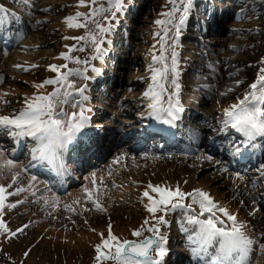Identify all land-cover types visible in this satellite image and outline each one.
<instances>
[{"label":"snow or ice","instance_id":"obj_1","mask_svg":"<svg viewBox=\"0 0 264 264\" xmlns=\"http://www.w3.org/2000/svg\"><path fill=\"white\" fill-rule=\"evenodd\" d=\"M98 0H91V5H85L84 0H80L78 6H91L92 11L87 16L83 17V23H80V15L76 17L66 18L65 23L69 28H87L88 24L94 25V28L88 29V34L85 37H72V39L84 42L88 41L95 49L96 55L93 59H98L103 55L101 45L105 42L104 37L111 32L110 21L114 20L116 14L124 10L125 0H107L109 7H95ZM172 5L170 11L161 13L165 17L163 20H157L155 23L162 26L161 37V55L153 56V61L160 64V67H150L151 85L144 93V96L149 100L148 108L154 119L161 124L172 126L177 119V114L182 112V107L179 103V92L181 85L179 83V62L177 41L182 33V29L189 13L191 12L194 0H168ZM105 13H111L110 17L105 16ZM103 20V22H101ZM172 33L171 42H169V33ZM171 48L170 63L169 57L165 52ZM84 51V44L69 49V51ZM62 58L66 61H72L77 64H87V61H82L78 57L63 55ZM61 68L68 69L65 64L61 67L50 65L49 70L57 73V78L47 80L44 84L37 87L47 85H56L57 88L48 96H36L31 100L25 99V107L17 114L10 117H0V129L8 132L9 135L17 137H30L38 144L35 152L40 153V158L47 155L50 159H58L57 150H63L68 145L84 132L88 126L90 117L85 115L86 111L83 107V102L87 101V96H84L86 87L75 89V93L69 91L74 88L70 82L71 76H83L78 69H68L67 72H62ZM95 71V69H93ZM83 78L87 79L86 76ZM170 84L174 92L168 93L166 85ZM251 91L239 103L233 105L231 109L225 110L224 115L227 119L225 125H230L231 129H235L245 138V142L251 141L259 136L264 137V68L258 73V79L251 86ZM79 95L81 100L70 99ZM165 98L167 107L164 106ZM77 108L71 114L66 113L63 108L59 112L56 111L57 105H68ZM239 149H237V153ZM35 158V157H34ZM211 159V157H209ZM13 166V161L8 159L0 168H7L9 171ZM264 175V173H262ZM17 177L13 176L12 180L15 183ZM35 179V178H34ZM152 192L156 193L159 199H154L146 191L144 196L150 201V206L147 211L153 215L157 224L166 223L164 216L156 217L157 211H175L177 207L186 208L187 211L194 210L190 205L186 206L183 201L186 196L192 197V202L198 204L200 212L198 215H190L188 223L196 226V236L189 237L190 242L195 240L199 244V251L193 249L196 255L207 253L209 247L218 245L216 257L212 264H240L247 256L253 246V240L250 239L242 230L244 225L237 223L236 216L228 213L227 209L219 207L212 198L203 191H194L192 193H184L179 187L175 190L169 188H161L159 186L149 185ZM21 189H17L18 194ZM6 188L0 185V213L5 209ZM91 200V195L89 194ZM95 203V201H92ZM9 208H15V204L7 205ZM97 210H101L100 205L96 204ZM221 213L224 218L217 215ZM207 215L206 219H200V216ZM226 222H231L226 224ZM148 222L145 221V224ZM27 227V226H25ZM0 230L8 232V226L0 219ZM23 231V229H19ZM147 231L154 233V237L147 238L140 242L123 241L120 242L116 236L112 235L111 227L107 239L103 240L102 246L96 248L98 253L96 259L100 261L113 260L115 264H163V258L167 254L165 244L167 240L160 235V229L157 226H149ZM15 235V232L12 233ZM103 236V234H101ZM133 235L140 237V231H134ZM103 249H108L109 252L114 248L112 255L106 254ZM156 253V258L150 254ZM27 255V253H25Z\"/></svg>","mask_w":264,"mask_h":264},{"label":"rangeland","instance_id":"obj_2","mask_svg":"<svg viewBox=\"0 0 264 264\" xmlns=\"http://www.w3.org/2000/svg\"><path fill=\"white\" fill-rule=\"evenodd\" d=\"M43 1L47 3L48 7H52V8L50 9L41 8L42 12L39 17L40 22H37L34 26L36 33H33V32L30 33V35L28 36L26 40V46L22 48L20 51V52H25V53H22V54H19V52H17L16 54L14 53L12 54L11 56L12 58L9 60V63H7L6 61H4L3 63H0V66H3L4 74L6 75V82L4 83V86H3L5 93H0L1 99H3V97L5 96L10 97L11 99L20 98L29 89L30 91L28 92V94L37 95V93L38 94L46 93V92L48 93L53 88L52 86H50V88L48 86H44V87H39V89H37L35 92L31 91V89L34 86H39V85L44 84V82L47 81L49 78L57 77V73L50 71L49 66L57 63V61H54L53 59L55 56H58L56 54H58V51H60L59 43L61 42V39H58L57 36L54 37L56 39H53V38L50 39L49 36L50 35L53 36L55 33L57 34V32L59 31H56V29L60 28V26L63 25L62 23L66 24L65 23L66 18L68 17V14L71 13V9H72V8L70 9L69 5L73 1H76V0H43ZM247 1L249 3V11L247 12V14L244 17L237 19L236 21H231L230 23L226 25L227 27L231 26L232 22H235L234 24H242V23L247 24L249 23V21L247 20L248 17H251L256 22L264 21V0H247ZM66 2H69V3H66ZM252 2L256 4V8L252 6ZM147 4H149L148 6H146L147 11L142 9L138 17V21H137L138 23L136 25L137 28L134 30L135 36H134V44H133L132 52L131 54L128 55L129 59H132V58L134 60L136 59V62L140 61V58L145 59L147 62V59H148L147 55L150 52L152 51L153 53L158 52L160 45L157 47L154 46V44L152 43L153 41L152 39L154 38L156 41L160 43L161 37L158 36L157 33H160L161 35L163 33H162V26L157 25L155 22L157 20L165 19V17L162 16L161 13L165 12L164 6L168 4V0H148ZM242 5L245 6L246 3L243 2ZM40 7H42V5H40ZM168 11H170V9ZM70 17L72 16L70 15ZM257 27L258 26H255L253 30H256ZM239 28L240 27H233L232 29H229L228 33H225L224 35V38H226L227 41L224 43L222 48L226 50L225 54L227 55L229 52L230 53L232 52L231 48H230L231 51L228 49L229 42H242V41L248 42V38L239 37V32L240 30H243V32H247L249 29H247L246 26H243L240 30ZM49 32H51L50 35L48 34ZM252 34H257V32H254ZM36 35H40V38H38ZM74 35L75 36L79 35V32L75 33ZM41 37H44L47 40V43L45 45H41L40 43L42 42L39 43V40H42ZM211 38H213V36ZM31 43H34L35 45ZM152 44L153 46L151 47ZM50 45L52 46V50L51 48H49ZM68 45L69 44L67 42V45L63 46V48L66 49V53H72V52H69ZM57 46L58 48H56ZM223 49H220L221 53L224 52ZM43 51H47V52L43 53ZM169 51H170V48L167 50V52ZM262 57L264 58V53ZM263 58H261V61ZM63 64L64 63L62 64L60 63L59 65L62 66ZM256 64H258V62ZM249 67L251 70V68H253V65L250 66L249 64ZM256 68H257V72L254 70H251L250 72L249 70L251 74L249 72L244 71L245 73L242 76L240 83L236 85L235 89H233L234 94H235L234 96L230 94H225L223 97H221L220 100H216V99H212L213 98L212 93L209 94L210 95L209 98L211 100L209 101L210 104L208 105V107L213 108L214 111H218V112L213 113L214 116L217 117L219 115L218 108L222 106V103H219V101L229 100L227 101L226 105H230L235 101L236 98L239 99L240 97L243 96V93L248 90V86H249L248 84L252 83L255 79L257 80L258 78V71L261 69V65L259 66L257 65ZM253 73H255V75H252ZM133 76H136V68L133 70L131 69L122 75V81L119 87V90H120L119 94H121V97L123 94H126V96L123 97V104H124L123 109L126 110L124 111L126 113H121L122 110H120V108L118 107L119 102L115 104L111 96L108 98L103 97V101L101 102L102 104L101 107L106 111V114H107L106 118H114L118 120V123L119 122L121 123L122 119L132 120L136 116L131 115V112L135 113V111L140 110L142 108L138 106L139 104H141V101H142V100H139V97H141L142 92L145 89L146 79L141 80L138 78L140 87L138 86L137 89H133L137 93V95L135 93L134 95V94H130V90H129L130 86H128L127 84V80H129ZM74 80H77V79H74ZM220 83H223L222 77H221ZM199 85H200V82L197 79L190 81V86L188 87L189 89L185 90V94H186L185 99L187 103H190V104L195 103L197 106L199 105V101L197 100L198 98L194 96L195 91H193V88H192L193 86H196L198 90H203V88L200 87ZM17 90L21 91V95H19L18 97H15L16 95L14 93ZM115 129L121 130L122 126H118V128H115ZM157 156H160V155H156L155 157ZM155 157H153L152 159L141 157L140 160L147 161L146 164L149 165L150 167V165L154 163ZM106 163L100 166L94 165L93 169L87 170L85 174L82 175L81 177L80 181H82V183H80L79 181V184H78V186H80L79 189L82 187L80 184L85 183L84 177L92 170L103 171L105 178L106 179L110 178L108 179L110 180V183H116L115 179H117V177L121 178V175L109 172L107 167H105ZM108 164L110 168L114 166V168H118V169L125 168L127 166V164L120 165L119 163H116V166H115V163L110 162V160ZM167 164H172V163L171 161L168 160ZM130 168L133 170H138V171H145L148 169L147 166L146 167H143V166L130 167ZM170 168L173 170L180 169L179 166L177 167L172 166ZM182 168L187 178L194 176L197 184L198 183H201V184L204 183V185L207 184L208 187H210V189H212L213 192H215L214 189L216 187L215 185L216 183L207 174L208 169L194 171L193 170L194 168L192 167V165L191 166L186 165L185 167H182ZM129 170L130 169H128V171ZM4 172L7 173L6 177L4 178V181L5 183H8V184L11 182L10 186H12L17 181L20 180V177H18L15 183H13V180H12L14 176L13 171L12 170L5 171L4 168H0V175L4 176ZM154 173L157 174L156 172ZM155 174H151L148 178H140V179H142L143 181H147V182L154 181L155 183L165 182L166 184H169V182L172 179L176 182L177 180L182 179V176H183V174H181L177 178L176 171L165 169V171L163 170L161 173H158V175L160 176V179L159 181H157L155 179V176H156ZM124 179L125 180L127 179L126 175L122 176V179H120L122 182L121 185L120 186L117 185L118 191H117V194L115 195L117 197L126 194L125 190H127L131 186V185L123 184ZM107 182L108 181H106V183L103 185V188H104V190L102 191L103 193H106L109 190V188L107 187L108 185ZM133 182L137 183L136 181H133ZM22 183L26 184V181L24 179L20 180V182L16 184V186L21 187ZM135 187H138L143 190L145 189V187L142 186V184H138ZM136 189L133 194H136ZM147 190L150 191L149 187L147 188ZM99 193L97 194V198L95 202L100 201ZM136 196L137 198H139V201H141V208L143 210V213L148 219L147 211L143 208L144 205L142 204V200H146L144 194H142L140 190V192L136 194ZM220 197L221 195H219V199H223L227 204H229L230 207H232V209H235V210L237 209L240 212L242 219H244L245 221L249 223L248 216H249V213L251 212V209H247V206L236 202L235 198L229 199V197L228 198H224V197L220 198ZM116 200L117 198L114 200V205H116V207L121 206L122 201L116 203ZM121 200L126 201L124 198H121ZM91 201L92 200H90V202ZM127 202L129 201L127 200ZM92 203H88L85 206H81L80 208L83 210L87 208V211L90 213H92V210H94V213L91 214L92 216L90 215V219L88 218L85 211H84L83 219H78L76 221L74 220V217H71V218L69 217V219L67 218L65 219L63 215L56 213L55 215L61 216L62 220L59 223H55V225L52 224V221H47V223L44 224L45 228L43 227L42 229H41L40 224H37V223L35 224L34 222L35 219L37 218H33V216H35L33 215L35 214V212H33L34 209H32L31 204L25 203V204L19 205L18 207L14 209L16 213L13 216L11 215L8 217V220L13 230H9V235L5 238L7 240L17 239L19 240V243L15 245L14 249L11 251L12 253L11 258L8 257L7 255L4 256V253L0 252V264H31L27 261V259L23 258V256L21 255V251L25 249V247L33 248V250H35L41 247L42 245L44 246L45 249H47V251L44 249V252H41V253L38 252V254L40 255V258L42 259L41 264H66V262L67 264H70L69 260H71V257H73V259L71 260L72 262H74L73 264H78L77 260L87 259L89 253L91 257H90V261L88 262V264L95 263V260L98 254L96 253L93 246L94 245L100 246V241H99L100 236H98V233L101 230V226L104 224L106 225V223L109 222V219H111L112 217L114 218L116 217L113 215L112 205H110L109 203L106 202L109 205V208L111 210L110 212H107V213H105V210L98 212L97 209H93L92 207L95 204L94 203L92 204ZM42 208H45L44 201H42ZM19 209H22V211L20 212ZM232 209L231 211H234ZM195 210H196V213L195 211L190 212V213H193L194 215H198L200 212V209L195 208ZM184 211H185V214L189 213L187 209H184ZM38 213L39 215H41V212H39V210H38ZM207 215L208 214L206 213L204 216H200L199 218L200 219L207 218ZM47 216H49V218H52L50 213H48ZM164 217H165V214H164ZM120 218H123V216L120 215ZM99 219L103 220L101 224L99 222L98 224L92 225V222H87V220L98 221ZM261 219L262 221L258 220V222H260L258 223V225L262 227L264 223L263 216H261ZM69 221H72V222H69ZM76 222L80 224L77 225ZM70 223H72L73 225L69 226ZM15 224L17 225L15 226ZM25 224H29V229L26 232H24ZM19 229H23V231H19ZM258 229L260 228H256L255 231L257 232ZM13 232H15V235H12ZM47 236L51 239H54L55 237H58V236L59 237L57 238L58 239L57 241H53L49 239ZM146 236L148 235L141 236L139 239L144 238ZM263 236L264 235L262 236L257 235V238L259 242L261 241L264 244ZM130 239L131 237L126 235L125 238L122 236L119 239V241L123 242L125 240H130ZM82 241H83V244H81ZM92 243H94V245H92V248L90 249V246L88 244H92ZM261 247H262V250H261L262 251L261 258H262L264 256V245ZM7 252H10V250L8 249ZM45 252L48 253L46 254L48 255V259H49L48 261H45L43 258ZM6 260H8V262ZM170 261H173V260L170 259ZM32 264H35V260ZM107 264H115V261L110 260L107 262Z\"/></svg>","mask_w":264,"mask_h":264},{"label":"bare ground","instance_id":"obj_3","mask_svg":"<svg viewBox=\"0 0 264 264\" xmlns=\"http://www.w3.org/2000/svg\"><path fill=\"white\" fill-rule=\"evenodd\" d=\"M106 1L107 0H98L97 4L98 3L103 4V3H106ZM138 1L139 0H129V2H127V5H130L127 8L131 9L129 11V13L131 12L129 14V16L131 18L133 17L132 8H134V6H135L134 9H136L137 6L138 7L140 6V3ZM211 1H212L211 5L212 4L215 6L217 5L219 7V10L221 9V7H224L222 4H218L217 3L218 1H215V0H211ZM66 3H69V2H66ZM89 4H90V2H89ZM65 5H67V4H65ZM228 5L231 6L232 4L229 3ZM171 6L172 5L170 3H168L166 6H164L165 12L168 11L171 8ZM203 6L205 7V9L208 7L207 4H203ZM45 7L46 6H44L43 8H45ZM69 7L71 9L73 7V5L70 4ZM86 9H87V7H82L81 9H79L78 14L80 15L81 18L88 15V11H86ZM205 9H203V11ZM144 10L147 11L146 7L144 8ZM219 16L220 15H218V17ZM247 20L249 21V23H247V24H244V23L234 24L233 23V24H231V26L228 27L229 29H232L233 27H240L239 28V30H240L243 26H246L247 29H249V30L247 32H243V30H240V32H239V37L248 38V42L247 41L229 42V48L232 49V52L228 53L227 59L225 61V66L227 68L225 70L223 69V71H222V75H224L223 77H225V82H223L221 87H218L217 89H215V88L212 89L214 86L207 84V82H205L203 84V86L209 90V93L214 94V98H216V97L221 98L225 94H230V95L234 96L235 94H234L233 89H235L237 83L241 81L242 76L245 73L244 71L249 72V70H250L249 64H250V66L253 65V68H251V70H254L256 72H257V68H256L257 65L258 66L261 65V69L264 68V58L262 57V55L264 53V21L256 22L251 17H248ZM64 21H65V19H64ZM62 24L63 25H61L60 28L56 29V31H59V32H57L56 36L58 37V39H61V37H63L64 35H66V36L64 37V41L61 40V42L59 43V45H60L59 50L60 51H58V54H56L58 56H55L53 59L54 61H57V63L54 64L55 66H57L61 63L60 62V56H59L61 54V52L63 51V48H61V46L64 43L67 44V42H69L71 40V36H75L74 34L77 33V31L67 30V28H66L67 24H64V23H62ZM255 26H258V27L256 28V30H253ZM157 32H158V30H157ZM254 32H257V34H252ZM50 33L51 32H49L48 34H50ZM36 36L38 38H40V35H36ZM41 39L42 40H39V43L42 42L40 44L45 45L47 43V40L44 37H41ZM53 39H56V38H53ZM226 41H227L226 38L218 39L216 44H218L222 48ZM31 44L35 45L34 43H31ZM49 48H51V50H52L51 45L49 46ZM56 48H58V46ZM46 52L47 51H43V53H46ZM153 56H154L153 53L150 56H148L149 61H151L153 59ZM261 58H263L262 61H261ZM131 62L133 63L134 60L127 61L128 64H131ZM257 62H258V64H256ZM138 67L142 68L143 65L141 66L139 64ZM103 68L106 69L107 66L105 65L104 61H101V69H103ZM143 70H145V69H142V71ZM185 70H186L185 66H183L179 69V71H181V76L183 79H185V77H186V71ZM251 70H250V72H251ZM260 70L258 71V73L260 72ZM146 75H148V73L142 72L140 74V76H146ZM252 75H255V73H253ZM208 76L213 77V74H209ZM134 78H135V76L132 77V79H134ZM127 82H129V81L127 80ZM179 83L182 86L183 81L180 79ZM132 85L129 84L128 86H132ZM37 89H39V87L34 86L31 89V91L35 92ZM195 90H196V88H195ZM28 91H30V89ZM14 94L16 95L15 97H18L19 95H21V91L17 90ZM87 96L89 97V93L87 94ZM96 96H97V94H96ZM124 96H126V94H123L122 97L120 96L117 99L119 101H121V100H123ZM201 100L203 101L205 107L207 108V101L204 98H201ZM227 101H229V100H223V101H220L219 103H222L224 106V105H226ZM4 107H5V105H4ZM4 107H2L0 105V112L4 109ZM21 108H23V106H21V102H16V103L14 102V103H11L10 106L6 107L4 110L10 109V110H12V112H18ZM4 110L2 112H5ZM205 112H206V114H208L207 117L205 119L201 117L200 123L197 127L199 128V133L201 135H203L205 138V141L209 143V141L211 139H214L216 137V134L218 133L219 130L224 131V132L228 131V126H226L224 124V121L227 119V117L225 116L224 118L216 121V123H219V121H220L223 126H221V124L216 125L214 123H215V120L217 119L218 116L216 117L213 115V113H215L216 111H214L212 108L208 107ZM190 114L191 113L188 112V115H190ZM124 121H126V120H124ZM106 122H108V121H106ZM126 122H129V120ZM102 126H104V125H102ZM105 133H107L106 139L109 140L111 143L121 141L120 145L121 146L123 145L122 144L123 138L114 136L113 132H105ZM6 134H8V132H6ZM125 134H130V133H125ZM11 136H14V135H11ZM136 139H135V141H136ZM141 142H142V139L138 140L136 143H141ZM37 147H38L37 145H34V144L31 145L32 150L37 149ZM118 147H120V146H118ZM29 149L30 148L28 147V150ZM99 151H100V149H99ZM133 152H134V150L130 147H128V148L121 147L119 152L115 153L112 156L111 162L112 163H116V162L123 163V161H121V154L122 153L125 154L124 157L126 159H132L133 156H136V155H132ZM151 153H153V152H150V154ZM258 153H259V151H257L256 154H258ZM96 154H98V153H96ZM150 154H145L143 156L146 158H150ZM221 154L222 153H218V155H221ZM153 155L156 156V154H153ZM33 157H35V156H30V153H28L27 156H24L23 157V159H24L23 165H25V160H31ZM136 157H140V155L139 156L137 155ZM9 158H10V156H9ZM124 159H122V160H124ZM166 159L171 161L172 164H167ZM128 162L129 163L127 164V166L125 168H119L118 170L115 171L116 174L121 175V178L117 177V179H115L117 184L121 185L122 182L120 179H122V176H124V175L127 176L128 180L124 179L123 184L131 185V186L127 190H125L126 194L118 196V197L115 196L117 194V191H118L117 187L116 186L114 187V185H116V183H110V180L105 178L103 171H98V172L92 171L90 174H88L87 176L84 177L85 186L82 187L81 192H80V190L72 189V191L69 193L74 197V201H70V202H72V204L69 205L70 209L68 211H66V213H62V211H60V210L57 211V213L60 215H63L65 217V219L66 218L69 219V217L70 218L74 217L75 221L78 219H83L84 211H85L88 218L90 219V215L94 213V210L91 209L92 213H90L87 211V208L85 210L80 209V208H81V206H85L88 203H92V201L90 202L89 194L92 197V193H90V192L93 191V187L98 188V187H100V182L102 184H104L106 181H108L107 184H108V187L110 189L106 193H103L101 190L99 193L100 201H98L100 203L95 202L94 203L95 205L92 207L93 209H97L96 204H99L101 210H99V211L97 210V211L100 212V211L105 210V213H107V212H110V210H111L109 208V205L107 204V203H109L110 205H112V212H113V215L116 217V218L112 217L111 219H109V222H107L106 225L104 224L101 226V230L98 233V236H100V238H99L100 246H102L103 240L107 239V237H108L109 227H111L112 235L116 236L118 240L122 236L125 238L127 235V236L131 237V239L127 240V241L140 242L139 238L141 236L151 234V232L147 231V228L149 226H157V227L159 226V229L163 230L162 236H164L166 238L167 242H170V235H171V232L174 231V229L169 226V223H172L173 219H171V221L167 220V225L166 224H157L153 215L147 211V208L150 206V201L148 200L147 197H145L146 200H142V204L144 205L143 208L147 211V215H148V219H147V217L145 216V214L143 213V210L141 208V201H139V198H137V196H136V194H138L141 190L142 194H144L147 191L149 193V195L152 196L154 199H159L157 194L152 192L149 185L159 186L161 188H169L172 190H175L177 187H179V189L184 193H191V192L196 191V190L203 191V192H206L207 194H209V196L212 198V200L216 198L217 201H219L221 204V205L217 204L219 207L224 208L225 206H227L229 209L230 208L232 209V207H230L229 204H227L223 199H219V195H221L220 198L229 197V199H233L234 197L237 196L240 199V201H243V200L246 201L247 206L248 205L250 206L251 202H255V204L260 207V210L256 214L252 213V208H248V209H251L249 216H252V218L256 221H258L259 215L263 216V218H264V181H263L264 175H262V173H264V170H261V169L257 170L254 173L253 177L247 178L246 181H244V182H238V181L234 180V183H233V178L230 176H226L227 172L225 171L223 164H221L222 165L221 169H217V166L219 165L217 158H213L212 160L209 159L208 154H206L205 151H203V150L202 151L198 150V153L194 154L189 161H188V157L183 158L181 156H171V157L167 158V157L161 156V158L155 157L154 163H152L150 165V167H149V165L146 164V161H139L138 158H136L135 161L130 160ZM67 165L69 168H73V165L71 163H68ZM186 165H190V166L192 165V167L194 168L193 169L194 171L195 170L200 171V170L208 169L207 174L216 183L215 184L216 187L214 189L215 192H213V190L210 189V187H208L207 184H205V185H204V183L203 184H201V183L197 184L194 176L187 178L186 174L183 172V168H182V167H185ZM128 166H130V167H141V166L146 167L147 166L148 169L145 171H138V170H133ZM151 166H153V167H151ZM172 166H175V167L179 166L180 169L173 170L170 168ZM261 167L264 168V161H263V164L261 165ZM110 169L111 168L108 167V170H110ZM128 169H130V170L128 171ZM165 169L171 170V171H176L177 178L181 174H183L182 179L177 180L176 182L172 179L169 182V184H166L165 182H163V183H155L154 181L147 182V181H143L142 179H140V178H148L151 174H155L154 172H156L157 174H155L156 175L155 179L157 181H159L160 176L158 175V173H161L163 170L165 171ZM4 170L7 171L8 169L4 168ZM12 171L14 173V176L17 178L19 176H25L24 173L17 174L18 173V166L16 163H13ZM93 174H96V179L98 178V181H99V182H97V180H96L94 185H93V178H92ZM6 175H7V173L4 172L3 178H5ZM133 181H136L137 183H135ZM142 182H144V183H142ZM53 184H55V183L53 182ZM138 184H142V186H144L145 189L143 190V189H140L138 187H135ZM0 185H1V183H0ZM6 186L7 185L4 182V187L6 188ZM36 186H38L37 183H35L33 190L38 189V187H36ZM148 187H149L150 191L147 190ZM135 189H136V194H133L135 192ZM35 194H37V192L31 193V194H29V196H32ZM7 195H8V192L6 190V192H5L6 199L9 198ZM116 198H117L116 203L122 201V205L119 207H116V205H114V200ZM121 198H124L126 201L121 200ZM140 199H141V197H140ZM47 200H49L50 202L53 201L51 199V196L47 197ZM127 200L129 202H127ZM8 205H10V204H8ZM13 210H14V208H8L6 206L4 211L2 213H0V219H2V216H4L5 214H8V216L13 215L15 213ZM34 210H38V208L36 207ZM232 210H234V212L233 211H231V212L236 213L235 209H232ZM120 215H122L123 218H120ZM160 216H161V214H160ZM51 217L52 218H45L44 214L40 215V216H39V214L37 215L39 223H41V224H46L47 221H52V224L55 225V223H59L62 220L61 216L57 217L54 214H52ZM59 218H60V220H59ZM7 221L8 220H5V219L3 220V222L5 224L7 223ZM102 221L103 220H101V219H99L98 221L87 220V222H92V225L98 224L99 222L101 224ZM145 221H147L148 223L145 224ZM184 221H186V219ZM69 222H72V221H69ZM181 222L182 221H180L179 219L177 220V223L181 226L183 231H188L189 237H195L196 231H194V229L190 230V226H192V225L191 224L184 225ZM76 223H77V225L80 224L78 222H76ZM16 225L17 224H15V226ZM71 225H73V224L70 223L69 226H71ZM41 227L45 228V226H43V225ZM191 228H193V227H191ZM134 231H140L142 233V235L140 237H136L133 235ZM257 233H258V235H264V223L262 225V229H258ZM101 234H103V236ZM3 235H4L3 230H0V252L4 253L5 255H7L8 257L11 258V255H12L11 251L14 249L15 245H17L19 243V240L9 239L10 241H7L3 237ZM58 237H55L54 239H51L49 237L48 238L53 240V241H57ZM145 239L146 238H144V240ZM43 240H44V238H43ZM193 241H195V240H193ZM120 242H122V241H120ZM94 243L88 244L90 246V249L92 248V245H94ZM81 244H83V241L81 242ZM98 246L97 245L93 246L95 251H96V248ZM8 249L10 250V252H7ZM28 249H29V247H27V248L25 247V249H23L21 251V255L24 258H26L27 261L31 264L34 262V260H35V264H41L42 259L40 258V255L38 254V252L39 253L44 252V249H45L44 246L42 245L38 249L29 251V252H28ZM90 249H89V251H90ZM45 250L47 251V249H45ZM102 251H104L108 255H112L114 253V248L112 249L111 252H109L108 249H103V248H102ZM25 253H27V255H25ZM46 254H48V253L45 252L43 258L45 261H48L49 260L48 255H46ZM90 257L91 256L89 253L87 259H85V260L84 259H78L77 263L78 264H88V262L90 261ZM153 258H156L155 252L153 254ZM72 259H73V257H71V260ZM71 260H69V262H70V264H73L74 262H72ZM263 260H260L258 262V264H260V262ZM108 261H110V260H104L102 258L100 261H98L96 259L95 263H92V264H107ZM169 261H170V259H168L167 264H172V262H169ZM66 264H67V262H66Z\"/></svg>","mask_w":264,"mask_h":264}]
</instances>
